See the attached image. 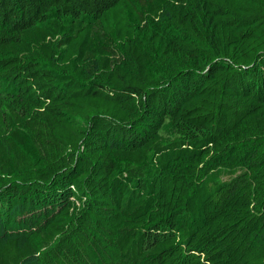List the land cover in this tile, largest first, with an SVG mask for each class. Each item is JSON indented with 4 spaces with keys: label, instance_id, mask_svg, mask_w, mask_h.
Instances as JSON below:
<instances>
[{
    "label": "trees",
    "instance_id": "trees-1",
    "mask_svg": "<svg viewBox=\"0 0 264 264\" xmlns=\"http://www.w3.org/2000/svg\"><path fill=\"white\" fill-rule=\"evenodd\" d=\"M0 264H264V0H0Z\"/></svg>",
    "mask_w": 264,
    "mask_h": 264
},
{
    "label": "rangeland",
    "instance_id": "rangeland-1",
    "mask_svg": "<svg viewBox=\"0 0 264 264\" xmlns=\"http://www.w3.org/2000/svg\"><path fill=\"white\" fill-rule=\"evenodd\" d=\"M114 47H115V50L117 51V52H120V46H119V43H115L114 44ZM121 53V52H120Z\"/></svg>",
    "mask_w": 264,
    "mask_h": 264
}]
</instances>
